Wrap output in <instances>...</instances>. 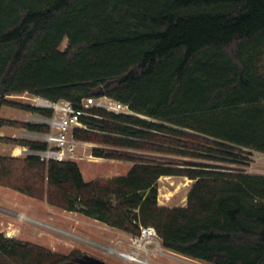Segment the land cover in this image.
<instances>
[{"label": "trees", "instance_id": "1", "mask_svg": "<svg viewBox=\"0 0 264 264\" xmlns=\"http://www.w3.org/2000/svg\"><path fill=\"white\" fill-rule=\"evenodd\" d=\"M24 94L74 105L108 96L137 115L93 109L78 141L212 160L233 157L222 149L264 155V0H0V131L49 133L1 117L5 106L53 116L7 99ZM187 166L139 160L125 176L86 182L74 161L0 156V186L133 236L152 227L189 259L264 264V176ZM163 176L195 181L186 206L159 204ZM68 262L0 233V264Z\"/></svg>", "mask_w": 264, "mask_h": 264}, {"label": "rangeland", "instance_id": "2", "mask_svg": "<svg viewBox=\"0 0 264 264\" xmlns=\"http://www.w3.org/2000/svg\"><path fill=\"white\" fill-rule=\"evenodd\" d=\"M66 46L67 42L65 41L61 49L64 50ZM7 99L42 108L41 105L37 104L35 96L29 94L11 96ZM26 113L32 116L28 122L46 125L45 117L40 115L8 106L2 108V116L7 118L12 116L20 121L23 120L22 115ZM8 127L7 137L21 129L20 127ZM39 137L41 136L35 135L31 139L30 136H24L20 140L42 142ZM82 143L76 150V156L70 161H74L79 165L86 182L125 176L135 164V161L139 160L181 168H190V166H187L188 164L202 166V168L204 166L210 170L225 173L237 172L264 176V155L255 151L232 152L222 149V151L231 153L233 157L214 153L213 157L219 158H213L212 160L114 147L96 141H82ZM20 147L22 146L0 143V155L24 158L18 155ZM95 150H101L105 154L127 156L135 159V161L96 157ZM194 183L195 181L188 177H161L158 181L159 204L169 208L186 206L188 193ZM0 233L6 237L18 239L23 243L35 244L54 253L69 256L70 261L89 255L109 264H206L166 250L158 237L153 238L148 243L143 241L142 245L137 248L132 241L133 235L80 213L66 212L51 207L44 201L29 198L1 186ZM111 250L118 253H112ZM133 252H135L134 257L140 260L141 263L127 260L118 255L119 253L131 254Z\"/></svg>", "mask_w": 264, "mask_h": 264}, {"label": "built area", "instance_id": "3", "mask_svg": "<svg viewBox=\"0 0 264 264\" xmlns=\"http://www.w3.org/2000/svg\"><path fill=\"white\" fill-rule=\"evenodd\" d=\"M35 98L37 104L41 105L42 108L53 112L52 117L44 119L45 124L50 129L49 133L40 134L41 137H39L43 143H46L47 148L35 150L22 146L18 149V155L19 157L36 156L46 163L50 161H69L76 156V150L83 143L74 138V130H89L88 125L83 123L82 118L96 117L91 112L93 109H102L117 115L137 116L128 105L108 96L83 99L78 105H74L68 101L51 102L40 97ZM155 237L158 236L154 228L143 227L141 228L140 235L134 236L132 241L134 246L139 248L143 241H147L148 243ZM127 255L134 256L135 252Z\"/></svg>", "mask_w": 264, "mask_h": 264}, {"label": "crops", "instance_id": "4", "mask_svg": "<svg viewBox=\"0 0 264 264\" xmlns=\"http://www.w3.org/2000/svg\"><path fill=\"white\" fill-rule=\"evenodd\" d=\"M1 117L5 118V119H9V120L18 121V122H28V121H30L31 118H32L31 114H29V113H28V114L26 113L25 115H22V117H23V120H22V121L17 120V119H14L12 116H10V118H7V117L2 116V109H1ZM8 129H9L8 126L3 127V128L1 129V131H0V135H1L2 137H7ZM17 130H18V129H17ZM35 135H40V134H37V133H34V132H29V131H27V130L21 128V129H19V130L17 131V133H13V134H11L10 136H8V138H14V139H15V138H18V139H20V138H22V137H24V136H27V137L30 136L31 139H33ZM0 156H5V155H0Z\"/></svg>", "mask_w": 264, "mask_h": 264}, {"label": "water", "instance_id": "5", "mask_svg": "<svg viewBox=\"0 0 264 264\" xmlns=\"http://www.w3.org/2000/svg\"><path fill=\"white\" fill-rule=\"evenodd\" d=\"M71 264H109V263H106L105 261L98 259L96 257L85 255L77 259L76 262Z\"/></svg>", "mask_w": 264, "mask_h": 264}, {"label": "bare ground", "instance_id": "6", "mask_svg": "<svg viewBox=\"0 0 264 264\" xmlns=\"http://www.w3.org/2000/svg\"><path fill=\"white\" fill-rule=\"evenodd\" d=\"M112 251V253H118V252H116L115 250H111ZM118 255H120L121 257H123V258H125V259H127V260H131V261H135V262H139V263H141V261L140 260H137L133 255H127V254H118Z\"/></svg>", "mask_w": 264, "mask_h": 264}, {"label": "flooded vegetation", "instance_id": "7", "mask_svg": "<svg viewBox=\"0 0 264 264\" xmlns=\"http://www.w3.org/2000/svg\"><path fill=\"white\" fill-rule=\"evenodd\" d=\"M77 259H79V258L72 259L70 262H68V264L76 262Z\"/></svg>", "mask_w": 264, "mask_h": 264}]
</instances>
